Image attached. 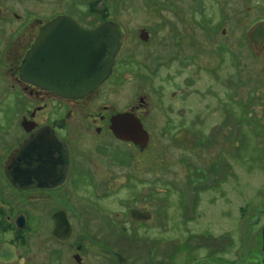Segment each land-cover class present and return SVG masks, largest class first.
<instances>
[{
  "label": "rangeland",
  "instance_id": "374dc122",
  "mask_svg": "<svg viewBox=\"0 0 264 264\" xmlns=\"http://www.w3.org/2000/svg\"><path fill=\"white\" fill-rule=\"evenodd\" d=\"M94 2V19L91 26L102 21L115 23L122 31L125 45L122 48L123 53L131 49L129 46L134 45L128 40L129 36L135 39L134 36L142 31L154 37L158 48L162 50L160 52H163L162 55L157 54V57L152 59L150 49L137 48V61L142 66V71L147 72L146 67H149L151 73H158L153 75L151 84L149 81L143 82L137 79L138 95L147 94L155 101L154 90L163 88L164 92L168 93L174 88L169 83L162 82L167 72L165 54L168 52H165V42L168 34L173 36L172 40L181 53L204 51V55L200 56L201 70L198 73L194 70L190 71L191 82L194 84L186 86L187 88L183 86V91L188 93L187 106L192 108L198 104L207 105L205 106L207 118H188L192 126L196 125L190 128L193 132L189 133V136L180 133L175 138L172 135L180 127L162 133L168 118H142L146 119L149 136L146 148L137 151L136 205L138 209L149 211L151 216L146 222L129 223L137 226V233L114 234L104 219L100 218L103 224L98 223L97 215L99 212L105 214L104 210L107 209L105 207H110L112 211H109V215L112 216L114 212L125 210L120 206L122 198L134 194L130 188L125 186L123 188L122 184L120 186V180L115 179L116 182L104 186V190L109 191L107 200L98 199L101 196L98 194L103 192L102 186L95 187L96 192L90 198L94 201L92 204H95V207L99 205L104 210H93V214L86 210H78L77 214L73 212V215L77 216L72 218L77 231L71 241L65 243L63 247L60 245L62 256L59 258L54 257L56 254H52L59 245L50 234V217L46 213H37L36 203L29 205V214L25 213L30 218L31 226L29 225L30 229L25 236V233L21 234L24 240H18L20 244L24 243L21 249L19 248L21 252L23 251L22 258L25 260L23 264H239V262L250 264L247 262L250 260V254L257 253V257L259 255L262 258L264 255L261 251L264 226V101L261 100L264 97V49H255V54H251L248 48L237 47L235 55L239 63L235 68L231 67V73L237 70L238 81H232L234 87L238 88V98L237 101L231 99V93L235 88L228 84L225 88L227 98L224 107L217 106L216 97L218 95L224 100L225 86L222 87L220 84L227 77L226 71L230 65L225 61L212 71L211 68L216 66L219 59L210 58V52H213L218 44L223 48L230 45L234 48L236 44L234 46L230 42L231 36L237 38L238 34L243 30L247 32L255 22L246 20L245 10L243 16L240 13L242 7L239 5L244 0H237V4L235 0H95ZM168 7L169 9L173 7L172 10L175 12L176 27L174 22L171 26L168 22L171 14ZM99 8L106 11H99ZM262 11L264 8L261 9V13ZM191 16L198 19L201 28H204V31L196 29V33L194 32L196 35L201 33L204 37L199 40L201 48L192 47L194 43L190 33L186 29L181 30L180 27L189 21L188 28L195 29ZM82 22L90 26L86 19ZM228 22H233L235 28ZM216 25L221 26L222 30L226 29L227 32L221 34V27L217 29ZM213 31L216 39L209 41L214 34ZM184 38L189 40V45L185 46L186 50H183L185 43L183 44L181 40ZM195 45L199 46L198 39ZM147 47L153 48V43H148ZM220 55L223 59L229 56L225 53ZM214 72L220 75L215 77ZM184 77L185 74L176 75L174 80L183 84L186 80L183 79ZM249 79L253 81L252 92L249 91L252 86L245 83ZM123 80L127 87L133 83L132 77L129 79V76H125ZM196 84L197 87L203 84V89L217 90L216 97L208 92H202L203 98L197 97L195 100L193 91ZM1 85L6 89L7 98L0 106V133L3 129H8L9 121L19 118L22 114L20 107L14 103L16 97L14 92L10 91L9 85L4 80ZM247 93H252L254 100L248 98V101H244ZM232 109L234 110L231 111ZM225 110L227 116L221 118ZM171 119L179 123L185 121V118ZM202 129L215 135L212 147L208 145L212 140L198 138L196 131ZM115 151L117 154L118 152L123 154L125 159H129L130 155L133 156L132 151L128 155L123 151ZM213 164L216 173L214 176L209 174L206 180L210 181L206 183L218 181V184L201 194L199 215L192 214V218L189 219L185 214V205L176 195L191 193L182 190L183 186L186 187L185 180L189 178L190 172L194 173V169L207 170ZM121 170L118 168L115 172L119 174ZM176 188L181 191L177 192ZM209 196L214 197L215 202L209 203ZM132 204L134 205V202ZM123 217L118 215L120 222H124ZM194 219L196 221L192 222ZM166 227L172 228L165 230ZM77 247H80L79 251H76ZM77 252L81 258L80 263H75L71 257ZM235 257H238L237 263L234 262Z\"/></svg>",
  "mask_w": 264,
  "mask_h": 264
},
{
  "label": "flooded vegetation",
  "instance_id": "af4514ba",
  "mask_svg": "<svg viewBox=\"0 0 264 264\" xmlns=\"http://www.w3.org/2000/svg\"><path fill=\"white\" fill-rule=\"evenodd\" d=\"M94 1L0 0V106L7 98L6 89L1 85L4 80L9 85L10 91L14 92L16 97L14 103L20 107V113L22 112L19 118L9 121L8 129H3L0 133V246L4 243L13 246L17 256V259L13 262H0V264L24 263L23 251L19 250L24 243L20 244L18 240H24L26 232L30 229V218L27 217L25 212L29 214L28 206L34 203L37 204V213H46L50 217V234L56 244L59 245L52 254H56L54 256L56 258L61 257L63 245L71 241L77 231L75 221H72V218L77 216H74L73 212L77 214L79 213L78 210H86L93 214V210H104L99 205L95 207V204H92L94 201L90 198L96 192L95 187L102 186L104 193L98 194L101 195L98 199L107 200L109 191L104 190V186L116 182L115 179L120 180V186L122 184L123 188L124 186L130 188L134 194L125 195L120 203V206L125 210L114 212L112 216L109 215V211H112L110 207H105L107 208L104 210L105 214L99 212V215H97L98 223L103 224V220H100V218L104 219L110 225L109 229L114 234L137 233V226H132L129 223L137 224L141 221L133 220L130 218L129 213L138 209L136 205L137 151L141 150L137 147V144L121 140L113 134L111 119L115 115L127 114L126 118H138L140 123L143 122L144 127H142L148 136L146 119L142 118H168L167 123L163 126L162 133L180 127L172 135L173 138L180 133L189 136V133L193 132L190 129L192 125L188 118H207V113H205V106L207 105L205 103L204 105L198 104V106L192 108L187 106L188 93L183 91V86L187 88L186 86L194 84L191 82L190 71L194 70L198 73L201 70V57L204 55V51L181 53V50L174 44L171 34L166 36L167 72L162 82L169 83L174 88L168 93H165L163 88L154 90L155 101L147 94H137V79L143 82L149 81L151 84L153 83V75H158V73H151L149 67H146L147 72L142 71L143 68L137 61V48L150 49L152 59L157 57V54L162 55L163 53L160 52L162 50L158 48L154 37L147 32L145 36H142L140 32L137 35L134 34L135 39L129 36L128 40L134 45L129 46L131 47L129 51H127V47V50L123 53L122 48L125 45L122 31L119 28L121 33L120 48L109 77L84 97L69 98L60 96L20 80L18 70L20 62L37 37L39 29L57 16H66L72 19L84 30L93 29L101 23L91 26L94 19ZM235 1L237 4V0ZM263 1L244 0L239 5V7H242L240 13L243 16L245 10L246 20L255 22L251 24L247 32L243 30L242 33L238 34L237 38L234 35L231 36L230 42L234 46L236 44L234 48L231 45L223 48L218 44L214 51L210 52V58L216 59L218 57L219 59L216 66L211 68L212 71L225 61L230 65L226 71V73L228 72L227 77L220 84L222 87L225 86L223 88L224 100L218 97L217 90L203 89V84L198 85V87L197 84L195 85V91H193L195 100L197 97L203 98L202 92H208L214 97L217 95V106L224 107V101L227 98L226 86L230 84L233 88L232 80L238 81L237 70L234 69L236 71L231 73V67L235 68L239 63L235 55L237 47H240L239 49L248 48L249 51L251 50V54H255V49H264V40L257 47L251 38V29L258 24H264V11L261 13V9L264 8ZM172 8L169 9L168 7L171 11L168 22L170 26L174 22V27H176L175 12ZM15 10H19V12H14ZM99 11L106 10L99 8ZM190 18H192L196 28H188L189 21H186L180 26L181 30L186 29L190 33L194 43L192 47L201 48L202 45L199 40H201V37L204 39V37L201 33L196 35L194 32L196 33L197 30L204 31V28H201L199 20H196L194 16ZM85 19L90 26L82 24ZM228 23L232 24V27L234 26L233 22ZM220 27L218 26L217 29ZM215 31H213L214 34L209 41L216 39ZM225 31L227 32L226 29L222 30L221 27L220 33L224 34ZM197 39L199 46L195 45ZM181 40H183V44L185 43L183 50H186L185 46L189 45V40L186 38ZM150 42L153 43V48L147 47ZM220 53L229 56L223 59ZM182 74L186 75L183 78H186L183 84H181L182 82H175L174 76ZM213 75L218 77L220 73L214 72ZM125 76L133 79V83L129 84L130 87H127L123 80ZM249 81L246 80L245 83L247 82L249 86H252L249 88V91L252 92L254 90L253 81L250 79ZM234 88L231 99L237 101L238 88ZM253 97L252 93H247L244 101H248V98L254 100ZM261 101H264V97ZM153 111L155 114H153ZM226 113L225 110L221 118H226ZM171 118H185V121L184 123L183 121L181 123L174 122ZM195 126L193 124L192 128ZM204 129L196 131L198 138L204 137L212 140L208 144L209 147H212L215 142V135L213 132ZM37 132H42V134H38L39 138L31 141ZM14 135H16L15 138ZM27 140L30 141L29 145L24 150H19L18 146ZM115 150L123 151L125 155L130 154L129 152L132 151L133 156L130 155L129 159H125L123 154L119 152L117 154ZM118 168L122 169L119 174L115 172ZM190 169L193 170L194 168ZM193 171L194 173H189V178L185 180L186 187L183 186L182 189L191 193L176 195L185 205V214L189 219L192 218V214L199 215V202L202 201L201 194L205 193L208 188L216 187L218 184V181L206 183L210 181L206 180L207 176L209 174L214 176L216 173L214 164L207 170L194 169ZM176 190L177 192L181 191L179 188H176ZM215 200L212 196L208 198L209 203L215 202ZM100 214H103V216ZM118 215L123 217L124 222H120ZM56 216L65 217L70 226V235L66 239H58L52 233L55 222L54 217ZM196 218L199 220L198 217ZM195 219L192 222L196 221ZM169 228L172 227H166L165 230ZM85 229L87 230L86 226ZM100 229L103 230L102 227ZM22 233H25L24 236L21 235ZM15 235L16 238L14 239ZM79 250L80 247H77L76 251ZM261 251L264 254L263 244ZM71 257L75 263H80L81 258L78 252L72 254ZM77 258H79V261H77ZM237 259L238 257H235L234 262ZM247 262L250 264L254 262L264 264V255L261 258L259 255L257 257V253L250 254V260Z\"/></svg>",
  "mask_w": 264,
  "mask_h": 264
},
{
  "label": "water",
  "instance_id": "95a60500",
  "mask_svg": "<svg viewBox=\"0 0 264 264\" xmlns=\"http://www.w3.org/2000/svg\"><path fill=\"white\" fill-rule=\"evenodd\" d=\"M140 34L145 36L147 33L142 31ZM251 38L258 47L264 40V24L251 29ZM120 39L119 27L111 21H103L93 29L84 30L72 19L57 16L39 29L20 62L19 78L60 96L84 97L109 77L120 48ZM127 116L115 115L111 119V130L117 138L131 141L142 150L147 145L148 134L138 118ZM42 132H37L31 141L38 139V134ZM29 142H22L18 149L24 150ZM129 216L133 220L146 222L151 214L147 210L137 209L130 211ZM54 218L53 235L58 239L69 237L71 229L65 217ZM262 244L264 249V226ZM16 259L13 246L6 243L0 246V262L9 263Z\"/></svg>",
  "mask_w": 264,
  "mask_h": 264
}]
</instances>
